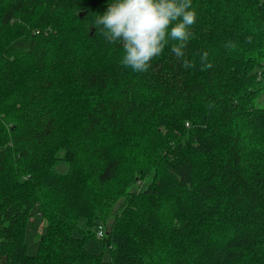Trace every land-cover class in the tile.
<instances>
[{"label": "trees", "instance_id": "trees-1", "mask_svg": "<svg viewBox=\"0 0 264 264\" xmlns=\"http://www.w3.org/2000/svg\"><path fill=\"white\" fill-rule=\"evenodd\" d=\"M110 2L0 0V264H264V0H191L195 66L143 73Z\"/></svg>", "mask_w": 264, "mask_h": 264}, {"label": "clouds", "instance_id": "clouds-1", "mask_svg": "<svg viewBox=\"0 0 264 264\" xmlns=\"http://www.w3.org/2000/svg\"><path fill=\"white\" fill-rule=\"evenodd\" d=\"M197 15L191 9V0H113L103 15H96L92 26L110 43H119L124 49L121 63L133 72H146L150 61L159 56L168 39L178 43L171 51L177 58L184 57L183 49L191 36L189 28ZM233 46L234 45H227ZM208 53L200 57L201 67ZM195 65L182 59V67L191 69Z\"/></svg>", "mask_w": 264, "mask_h": 264}, {"label": "rangeland", "instance_id": "rangeland-1", "mask_svg": "<svg viewBox=\"0 0 264 264\" xmlns=\"http://www.w3.org/2000/svg\"><path fill=\"white\" fill-rule=\"evenodd\" d=\"M259 103H262V101L258 100ZM56 168L60 171H65L67 169V164L64 162L59 163ZM146 184V182H143L142 187ZM140 185H132L130 187L131 190H138L140 189ZM46 224V220L40 216L39 214H35L32 216V218L28 222V232L26 236V242H27V251L29 254H35L38 248L39 238L41 233L44 230ZM104 227V226H103ZM105 229V228H104ZM76 234H79L76 232ZM85 246L88 250H90L93 253H102V256L105 259H108L110 256L109 248L106 247L101 240H99L97 237H89L86 240Z\"/></svg>", "mask_w": 264, "mask_h": 264}, {"label": "built area", "instance_id": "built-area-1", "mask_svg": "<svg viewBox=\"0 0 264 264\" xmlns=\"http://www.w3.org/2000/svg\"><path fill=\"white\" fill-rule=\"evenodd\" d=\"M103 235V229L102 226H99L97 229V236H102Z\"/></svg>", "mask_w": 264, "mask_h": 264}, {"label": "bare ground", "instance_id": "bare-ground-1", "mask_svg": "<svg viewBox=\"0 0 264 264\" xmlns=\"http://www.w3.org/2000/svg\"><path fill=\"white\" fill-rule=\"evenodd\" d=\"M103 227V226H102Z\"/></svg>", "mask_w": 264, "mask_h": 264}]
</instances>
